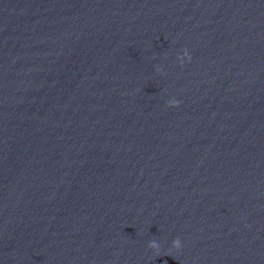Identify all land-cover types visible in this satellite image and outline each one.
Returning a JSON list of instances; mask_svg holds the SVG:
<instances>
[{
	"label": "clouds",
	"instance_id": "9594fccd",
	"mask_svg": "<svg viewBox=\"0 0 264 264\" xmlns=\"http://www.w3.org/2000/svg\"><path fill=\"white\" fill-rule=\"evenodd\" d=\"M179 59H180L181 62H183L185 59L190 60L191 57L189 56L187 50H185L184 53H183V55L180 56ZM158 71H159V69H158ZM179 103L180 102L178 100L172 99V100H169L167 102V105L169 107H178L179 106ZM148 247L150 249L154 250L157 254H159V252H160V244L157 241H155V240L150 241L149 244H148ZM172 247L174 249H177V250L181 249L182 244H181V241H180L179 238L175 239L172 242Z\"/></svg>",
	"mask_w": 264,
	"mask_h": 264
}]
</instances>
